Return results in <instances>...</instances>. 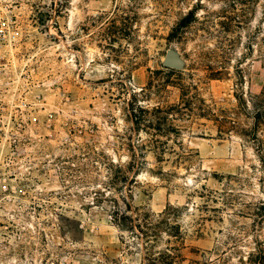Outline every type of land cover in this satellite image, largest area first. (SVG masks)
<instances>
[{"label": "rangeland", "instance_id": "374dc122", "mask_svg": "<svg viewBox=\"0 0 264 264\" xmlns=\"http://www.w3.org/2000/svg\"><path fill=\"white\" fill-rule=\"evenodd\" d=\"M0 20V264H259L264 0H0Z\"/></svg>", "mask_w": 264, "mask_h": 264}, {"label": "water", "instance_id": "95a60500", "mask_svg": "<svg viewBox=\"0 0 264 264\" xmlns=\"http://www.w3.org/2000/svg\"><path fill=\"white\" fill-rule=\"evenodd\" d=\"M163 64L166 67L181 69L184 66V59L176 50L170 49L163 60Z\"/></svg>", "mask_w": 264, "mask_h": 264}, {"label": "built area", "instance_id": "2783aa9c", "mask_svg": "<svg viewBox=\"0 0 264 264\" xmlns=\"http://www.w3.org/2000/svg\"><path fill=\"white\" fill-rule=\"evenodd\" d=\"M7 34H9V23L7 20H0V39L6 38ZM46 264H56L54 262H47Z\"/></svg>", "mask_w": 264, "mask_h": 264}, {"label": "trees", "instance_id": "16d2710c", "mask_svg": "<svg viewBox=\"0 0 264 264\" xmlns=\"http://www.w3.org/2000/svg\"><path fill=\"white\" fill-rule=\"evenodd\" d=\"M162 111H165L167 114H169V111L168 110H162ZM168 118V115L165 116V119ZM135 122L138 124L139 121H138V118L137 116H135ZM259 264H264V253H260V256H259Z\"/></svg>", "mask_w": 264, "mask_h": 264}]
</instances>
